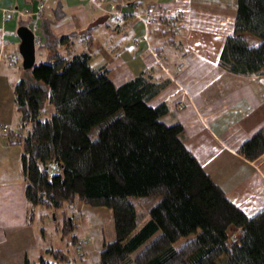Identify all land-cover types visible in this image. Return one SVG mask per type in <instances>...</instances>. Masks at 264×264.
Masks as SVG:
<instances>
[{"label":"trees","instance_id":"1","mask_svg":"<svg viewBox=\"0 0 264 264\" xmlns=\"http://www.w3.org/2000/svg\"><path fill=\"white\" fill-rule=\"evenodd\" d=\"M235 9L219 64L233 73H264V0H236ZM163 18L171 43L176 25ZM41 24L48 56L23 68L13 84L20 115L13 135L23 146L31 207L42 206L44 217L77 202L109 208L114 238L102 240L98 264H264V208L247 215L229 201L183 143L181 123L163 120L167 103L149 104L169 79L153 77L150 66L115 85L106 66L91 65L89 48L63 52L59 44H69L71 34L52 38L49 22ZM44 112L49 116L42 118ZM238 152L261 155L264 128ZM54 220L65 246L49 245L34 260L24 255L22 264L77 263L68 247L78 245L77 222L66 213ZM230 231L237 232L234 240Z\"/></svg>","mask_w":264,"mask_h":264},{"label":"crops","instance_id":"2","mask_svg":"<svg viewBox=\"0 0 264 264\" xmlns=\"http://www.w3.org/2000/svg\"><path fill=\"white\" fill-rule=\"evenodd\" d=\"M39 1L0 0V264H22L24 255L34 260L43 248L57 246L45 241L51 225L59 234L54 212L44 217V209L38 211L26 199L23 146L15 138L20 115L13 84L24 71L17 29L26 25L34 31L35 62L40 51L46 59L44 19L52 38L71 34L60 50L89 48L91 65L106 66L115 85L150 66L155 67L153 77L168 78L149 104L167 103L163 120L181 123L183 143L229 201L247 215L264 208V152L255 159L238 152L243 141L264 128V73L238 74L219 64L224 40L234 29L236 0H105V10L91 0H48L38 16ZM135 5L140 11L152 9L146 29L133 15ZM163 15L178 21L171 43L165 41ZM2 126L12 133L5 134ZM58 214L59 222L63 212ZM93 225L88 220L83 226ZM81 259L80 264L86 262L84 255Z\"/></svg>","mask_w":264,"mask_h":264},{"label":"rangeland","instance_id":"3","mask_svg":"<svg viewBox=\"0 0 264 264\" xmlns=\"http://www.w3.org/2000/svg\"><path fill=\"white\" fill-rule=\"evenodd\" d=\"M48 0L46 1V3ZM45 8V7H44ZM162 17V15H159ZM135 17V15H134ZM138 19L137 17H135ZM139 20V19H138ZM161 22L164 23V18H160ZM178 24V21H177ZM41 51L37 53L36 56V61L39 62L41 60H44V57H41ZM44 58V59H43ZM157 61V60H156ZM158 63L161 64L158 60ZM50 113H42L41 117L45 118L48 117ZM42 206L38 205L35 208L39 211V209ZM63 213L72 215L75 219L77 220V228H76V233L78 237V245L77 247L74 246L73 244H69V252L71 255H74L76 258V264L81 263L83 259L82 256L84 255V260L86 262H83L82 264H98V251L100 250L102 246V240H111L114 238V229H113V221L111 218V212L109 208L103 207V206H91L88 204H84L82 202H77L72 205L65 204L63 206ZM61 209H58L56 214L60 213ZM48 213L50 212L47 210ZM45 212V210H44ZM54 214V216L56 215ZM57 217L60 219V215L58 214ZM51 219V218H49ZM89 220V223H93V227L89 226V229L86 230L84 228V223L85 221ZM83 221V224H82ZM81 222V223H80ZM79 224V225H78ZM81 224V225H80ZM90 225V224H89ZM51 228L45 235V241H51L52 243L57 244L59 247H64L65 246V241H61V236L58 234V236L55 234L53 230V225L50 226ZM235 231H230L229 232V237L231 240H234L236 237ZM190 235L181 237L177 242H175V246H179L183 244ZM76 247V248H75ZM74 248L76 249L74 251ZM90 250V251H89ZM79 251L82 253L80 254Z\"/></svg>","mask_w":264,"mask_h":264},{"label":"water","instance_id":"4","mask_svg":"<svg viewBox=\"0 0 264 264\" xmlns=\"http://www.w3.org/2000/svg\"><path fill=\"white\" fill-rule=\"evenodd\" d=\"M20 37L19 52L22 57V67L31 68L35 64V33L26 25H21L17 29Z\"/></svg>","mask_w":264,"mask_h":264},{"label":"built area","instance_id":"5","mask_svg":"<svg viewBox=\"0 0 264 264\" xmlns=\"http://www.w3.org/2000/svg\"><path fill=\"white\" fill-rule=\"evenodd\" d=\"M46 1L47 0H40L37 4V11L35 12L38 16H41L43 10H44V7L46 5ZM93 2V4L100 8V9H103L105 10L104 6H103V3L105 0H91ZM135 8H136V12L133 13V15H135V17H137L144 25L145 29L147 28V26L150 24L151 22V19H152V9L151 8H147L145 9L144 11H140L139 8H138V5H135ZM11 12L10 9H5L4 10V13H9ZM117 14H121V12H116ZM173 25H177V20H173L172 21ZM3 131H6L8 129L7 126H2L1 127ZM50 168L53 170V171H56L58 170L57 167H55V164L52 163L50 164Z\"/></svg>","mask_w":264,"mask_h":264}]
</instances>
